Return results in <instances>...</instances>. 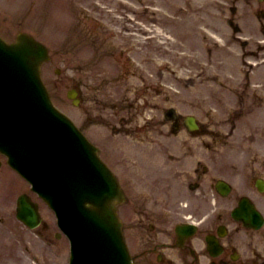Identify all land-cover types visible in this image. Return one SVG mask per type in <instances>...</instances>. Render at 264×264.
<instances>
[{
	"label": "rangeland",
	"instance_id": "obj_1",
	"mask_svg": "<svg viewBox=\"0 0 264 264\" xmlns=\"http://www.w3.org/2000/svg\"><path fill=\"white\" fill-rule=\"evenodd\" d=\"M19 1L20 0H0V3L3 7L8 8L11 11H15L13 8H15L19 4ZM183 1L184 0H159L158 6L165 9L167 11L168 15L169 14L175 15L176 13H177V15H179L181 13L183 15L190 17V18L187 17L188 20H186V17L184 16V19L181 21L174 22V23L170 22L167 25L166 29L163 27V25H165V24H162L161 28L164 30V33H166L172 39L177 41V43H178L177 50L179 52L180 51H183V52L186 51L189 54L195 55L196 61L195 60L194 61L197 63V65L194 69H193V66H191L190 69H193L196 72V69L199 68V66H201V64H202L199 60L203 59V58H205V59L207 58V51H206L205 47L202 46L203 39H201V36L199 35V33L196 34V32H197L196 30H198V28H200L198 23L197 24H192V23L193 22H199V21L204 22L203 14H202V17H199L198 16L199 12H198L196 6L191 7V5H187V4H185L186 6H188L187 10L185 12L179 11L178 8L180 7V9H182V7H183ZM2 12L4 13V11H2ZM16 20H17V18H16ZM0 21H1V25L3 26L2 28H4L5 31H7L8 33H11V31H12L11 27L12 26L16 29L15 25H10V24L6 25L2 18L0 19ZM147 21H148L147 24L152 23V22H149V20H147ZM190 21H191V23H190ZM214 22L216 23L217 27H215V29L217 31H220V32L222 31L223 33L226 32L225 28L219 27L220 24H219L218 18H215ZM158 24H160V23H158ZM17 25L19 26V24H17ZM205 26H208V25L203 24V27H205ZM188 29H191V31L189 32ZM251 29H253L252 31H257V33L259 32V29L257 27L256 28H248V31H251ZM157 39H159V37H157ZM155 40H156V38H155ZM231 43H233V42H231ZM55 46H56V44H55ZM165 46H167V42H166ZM169 48H170V46H169ZM237 49L240 50V47L238 46ZM235 58H237V57H235ZM208 62L210 65L211 60H208ZM218 62H219V64H221L220 60H218ZM240 65H241V62L239 60L238 66H240ZM217 66H218V68H220L219 65H217ZM231 66H232V64L230 62H229V66H227V67L222 65V67L225 69V71H229L231 69ZM152 68H154V66H152ZM209 68H210V70L213 69L212 66H210ZM152 70L157 71V69H152ZM47 74H49L48 75L49 78H53L52 76L55 75L53 72H50V73L48 72ZM191 74H193V72ZM186 76L189 79L186 80V78H185L186 82H185V80L183 81V82H185V85H184V83H181V86H179V87H181L182 91H184V93L180 94V97L179 98L177 97L176 100L177 101L181 100V98L183 97V94H184V97L181 101H182L183 105L186 107L185 111H193L194 106H195L194 101H196V95L198 93V90H196V89L194 90L192 81L190 80V75L187 74ZM203 77L207 78L205 76V74H203ZM169 79H170V77H169ZM210 87L212 88V86H210ZM54 90H55V88H54ZM61 93L63 94V91H61ZM62 254H63V251L61 252V254L59 256H57V260H58L57 264H66V258ZM8 258L6 260L11 263V260H10L11 258H9V259Z\"/></svg>",
	"mask_w": 264,
	"mask_h": 264
},
{
	"label": "water",
	"instance_id": "obj_2",
	"mask_svg": "<svg viewBox=\"0 0 264 264\" xmlns=\"http://www.w3.org/2000/svg\"><path fill=\"white\" fill-rule=\"evenodd\" d=\"M4 50H1L0 52V73L2 70H8V69H13L10 67L6 61H10L13 63L14 57L13 55L15 54L16 57L19 59L17 62H15L13 65H15V73L13 74L14 76H21V77H27L31 75V69H28V66H32V70L34 71L36 69V61L32 59L31 56L27 55H21L20 57L18 56L19 54H16V51H11V50H6L8 48H3ZM23 54V53H22ZM10 72V70H8ZM3 76V74L1 75Z\"/></svg>",
	"mask_w": 264,
	"mask_h": 264
},
{
	"label": "flooded vegetation",
	"instance_id": "obj_3",
	"mask_svg": "<svg viewBox=\"0 0 264 264\" xmlns=\"http://www.w3.org/2000/svg\"><path fill=\"white\" fill-rule=\"evenodd\" d=\"M209 232L210 233H212V232H215L213 229H211V230H208V231H206L205 233H204V235H206L207 236V234H209ZM226 260L225 259H221L220 260V264H226Z\"/></svg>",
	"mask_w": 264,
	"mask_h": 264
}]
</instances>
